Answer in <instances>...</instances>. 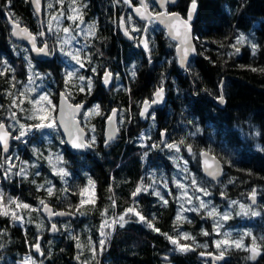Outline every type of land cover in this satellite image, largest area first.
I'll return each mask as SVG.
<instances>
[{
  "label": "trees",
  "instance_id": "obj_1",
  "mask_svg": "<svg viewBox=\"0 0 264 264\" xmlns=\"http://www.w3.org/2000/svg\"><path fill=\"white\" fill-rule=\"evenodd\" d=\"M196 2L198 54L182 70L177 44L166 30L154 20L147 24L134 18L139 0H45L42 26L30 0H0V125L5 123L14 136L21 134L20 124L28 128L25 143L12 144L13 168H0V175L9 196L29 206L20 220L0 214V264H22L27 257H34V264H208L198 253L218 251L230 254L233 262L247 256L244 250L253 238L264 250V0ZM147 4L158 13L155 0ZM191 4L180 0L169 9L186 17ZM8 17L27 27L39 44L44 33L51 57L33 60L28 46L13 39ZM122 17L133 41L121 32ZM244 33L251 38L238 43ZM144 35L148 53L140 45ZM77 55L79 62L73 58ZM29 65L39 75L35 81ZM107 69L120 79L109 91L102 86ZM86 79L91 89L85 88ZM221 86L223 108L217 104ZM161 88L166 99L146 138L127 124L139 119L142 105ZM40 89L55 104L59 91L75 104L87 101L91 115L82 125L94 150L75 156L57 125L34 127L41 124L32 116ZM116 108L128 132L106 148L105 120ZM204 151L224 164L218 182L203 174ZM88 183L95 186L93 202L84 201ZM138 187L140 193L133 196ZM254 190L258 204L253 207ZM46 203L76 215L58 223V236L49 235L40 213ZM129 208L145 220L127 213ZM124 213L122 224L112 225ZM225 239L229 245L218 248L216 242ZM235 241L244 247L236 248ZM260 261L264 264V255Z\"/></svg>",
  "mask_w": 264,
  "mask_h": 264
},
{
  "label": "water",
  "instance_id": "obj_2",
  "mask_svg": "<svg viewBox=\"0 0 264 264\" xmlns=\"http://www.w3.org/2000/svg\"><path fill=\"white\" fill-rule=\"evenodd\" d=\"M180 0H165L162 4V0H155L156 7L158 9V13H154L150 10L147 4V0H139V4L136 5L133 10L134 18L139 22H144L149 24L153 20L163 27L169 39L174 41L177 44L176 53L179 61V66L182 70H186L189 62L192 58L196 57L197 46H196V36L194 32V22L196 20L198 4L196 2V9L193 13L192 20L189 22L190 30L188 32L187 38L185 37V28L180 21H186L188 13L186 17L182 16L177 11H170V7H175ZM31 7L39 19L40 24H43V14L45 8V0H30ZM192 5V4H191ZM146 6V7H145ZM191 9V6L189 10ZM139 10V11H138ZM188 10V12H189ZM172 14H176L175 16ZM179 17V19L176 18ZM8 22L12 28V37L16 42H20L28 46L31 57L33 60L37 62H41L43 60H47L51 57L50 47L48 42H44L42 46L38 44V38L34 35L27 27L14 22L10 17H8ZM121 32L123 36L128 40L132 41V35L127 30V25L124 17L121 19ZM127 33V34H126ZM42 39L45 40V34L42 33ZM145 43L147 44L146 36L144 35L141 40V48L148 53V44L147 48H145ZM46 46V47H45ZM45 48V52H38L36 49ZM187 49V51H185ZM109 73V71L107 72ZM111 76L108 77V81ZM106 77H104V80ZM106 87H110V83L105 84ZM221 86V95L224 98V94ZM158 91V90H157ZM156 91V92H157ZM166 99V90L163 89L162 99L157 103H153L152 101L156 100V96L154 94L152 101L148 102L147 112L144 115H141L143 119H146L150 114L152 109H160ZM217 104L220 108H223L225 105L224 102L221 103L220 100H217ZM87 102H82L79 104L73 103L68 96L64 92L59 94L58 105H57V113H56V123L59 127V130L64 139V143L69 152L75 156L86 155L90 148V144L88 142V132L83 127L81 122V116L85 109L87 108ZM145 110V103L142 105L141 113ZM0 127V136H4L7 139V151H5V144L3 140H0V149L3 157H7L12 152V140L13 134L9 131L8 126L3 123ZM120 128L118 122V109H114L113 112L106 118L105 120V129H104V146L106 148L112 146L120 137ZM82 145L80 147H76L74 145ZM201 162H202V170L204 176L212 182L220 181L224 174L225 168L222 161L215 156L214 154L204 151L201 153ZM210 166V167H209ZM215 172V175H210V173ZM254 193V196H253ZM253 193L249 196V202L251 206H256L258 204V194L257 191L254 190ZM221 201L226 202V197L222 195L220 197ZM47 206V207H45ZM41 215L45 218L46 222L49 225V235L50 236H58L60 234V229L58 227V222H63L66 220H75L76 215L73 212H68L65 210H56V208L51 204H44L40 210ZM59 213H63V215H59ZM56 226V230H53L52 226ZM37 246V245H36ZM34 247L36 254L42 255L40 245L39 251H37V247ZM255 249V251H253ZM250 252L255 256L254 261L258 260L263 252L254 247H250ZM220 255L213 252H200L198 253V258L205 261H211L213 264L222 263L227 255H223V257L217 259ZM169 260V258H165Z\"/></svg>",
  "mask_w": 264,
  "mask_h": 264
},
{
  "label": "rangeland",
  "instance_id": "obj_3",
  "mask_svg": "<svg viewBox=\"0 0 264 264\" xmlns=\"http://www.w3.org/2000/svg\"><path fill=\"white\" fill-rule=\"evenodd\" d=\"M243 37L245 38L244 40H246V39H250L251 35L244 33ZM50 54H51V52H50ZM29 67H30V73H29L30 80L31 81H35V79L38 78L39 75H36L35 70L31 69L32 65H29ZM104 76H105V73H104ZM111 77H112V75H111ZM40 78H41L40 79V84L44 85V79L43 78H45V75H43V73L42 74L40 73ZM112 82H113V80H112V78H110V80H109L110 86L112 85ZM88 85L90 87L92 86V81L89 80V79H88ZM41 97H46V99H41ZM37 101H39V103H38V112L35 115H32V116L34 118L38 117V116H43L44 120L43 121L40 120V122L43 123V124L51 123L53 126L57 125V123H56V113H55V110L57 109V106L54 103L53 99L51 98V95L49 94V92L46 89H40V92L37 95ZM90 115H91L90 109H87V110H85L83 112V114L81 116V119L84 120V121L85 120L88 121V119L90 118L89 117ZM12 124H13V122H12ZM21 126H23V127H21ZM57 127H58V125H57ZM42 128L47 129V128H50V127H42ZM27 129L28 128L25 125L20 124L21 133L23 132L24 135L17 134L15 136L9 130L14 136L13 140H12V144H13L14 141H17L20 144L25 143L24 141L26 139H25V132L24 131H26ZM16 137H19V139H17ZM91 139H94V138L91 137ZM12 153L13 152H11V154L9 156H7V157H3L2 153H1V149H0V157L3 159L2 161H0V168L2 169V171L11 170L13 168L14 165H12V164H13L14 159H13V154ZM58 161L60 163H62V159H60V160L58 159L57 162ZM3 176H4V174L2 173L0 175V206H2V209L4 211H7L9 213L8 216L13 218V213H15L17 217H21L24 209H27L29 207H27V208L23 207V205H25V204L20 203L18 200L13 199V198H11L9 196L7 190L4 188V186H2V177ZM160 183H162V182H160ZM166 185H167L166 183H162V185H160V186L166 187ZM167 188H168V185H167ZM83 197H84V201L85 202H93L95 200V186H94V184L88 183V185L85 187V189L83 191ZM135 212H137V210ZM125 215H126L125 213L122 214V215H117L116 218L114 219V221L112 222V225H113V223L115 225L122 224V221L120 220V217L121 216L124 217ZM14 220H20V219H14ZM180 248H181V246L179 247V249ZM25 261H28V264H34L35 258L34 257H27V258H25V260H24V262L22 264H25Z\"/></svg>",
  "mask_w": 264,
  "mask_h": 264
},
{
  "label": "snow or ice",
  "instance_id": "obj_4",
  "mask_svg": "<svg viewBox=\"0 0 264 264\" xmlns=\"http://www.w3.org/2000/svg\"><path fill=\"white\" fill-rule=\"evenodd\" d=\"M125 2H128V0H125ZM163 2H165V0H162V4H163ZM146 7V6H145ZM195 9H196V0H192V5H191V9L189 10V12H188V16H187V20L186 21H180L182 24H183V26H184V28H185V37L187 38V35H188V32H189V30H190V25H189V22L192 20V16H193V13L195 12ZM139 11V10H138ZM172 15H176V14H172ZM176 18L177 19H179V17L178 16H176ZM69 19H74V17H69ZM64 31L65 32H68L69 31V29H64ZM127 34V33H126ZM42 35V34H41ZM245 38L243 37V36H241L240 38H239V40H238V43L239 42H242L243 40H244ZM46 47V46H45ZM255 47H256V45H253V48L255 49ZM145 48H147V44L145 43ZM38 52H45V48H39V49H36ZM185 51H187V49L185 50ZM74 59H76L77 60V62H79V57H78V55L77 56H74L73 57ZM82 66V65H81ZM254 71H255V69H253ZM135 73H133V75H134ZM111 76V73H105V77H106V79L104 80V83L105 84H107L109 81H108V77H110ZM83 79V78H82ZM162 94H163V89L161 88V89H159L156 93H155V96H156V100H154V101H152L153 103H157V102H159V100L160 99H162ZM41 99H46V97H41ZM219 100H220V102L221 103H223L224 102V98H223V96H220L219 97ZM35 103H39V101H36ZM50 103V102H49ZM148 102L147 101H145V110H144V112H142L141 113V115H144L145 114V112H147V108H148ZM37 119H40L41 121H43L44 120V117L43 116H38V117H36ZM53 125L51 124V123H49V124H43V123H41V124H37V125H34V127H37V128H41V127H52ZM0 127H2V125H0ZM21 127H23V126H21ZM21 135H24V133L22 132L21 133ZM17 139H19V137H16ZM0 140H3V142H4V144H5V151H7V139L4 137V136H0ZM181 143H183V141H181ZM74 146H76V147H80V146H82V145H79V144H77V145H74ZM168 148H175L177 151H179V147L177 146V145H175V144H168V145H166ZM188 150L189 151H191V147L189 146L188 147ZM210 167V166H209ZM61 174L62 175H66V173H64L63 172V170L61 169ZM216 173L215 172H213V173H210V175H215ZM193 183H195V181H193ZM200 191H204L203 189H199ZM49 191V194L51 195V189H49L48 190ZM140 191H141V188H137L136 189V191L133 193V196H135V195H137L138 193H140ZM207 194V193H206ZM253 196H254V193H253ZM41 203H43V202H41ZM84 203V201H81V204H83ZM165 203H167V201H165ZM19 206V205H18ZM23 207H25V208H27V207H29L28 205H23ZM45 207H47V206H45ZM201 207H204V204H203V202H201ZM127 213H134L135 215H137V216H139L140 217V220H145V217H143V216H141L138 212H135V210L133 209V208H129L128 210H127ZM126 213V214H127ZM0 214H3V215H8L9 213L7 212V211H4L3 209H2V206H0ZM215 214V211L213 210L212 212H210L209 213V215H214ZM59 215H63V213H59ZM13 218L14 219H22V218H20V217H17L16 216V214L15 213H13ZM224 219H227L228 217H227V215H225L224 217H223ZM178 219H179V217H178ZM120 220L121 221H123L124 220V217L123 216H121L120 217ZM121 226H123V225H121ZM149 226L151 227L152 225L151 224H149ZM52 228H53V230H56V226L55 225H53L52 226ZM154 230H156V231H159V229H154ZM206 235H207V233H205ZM226 236H227V234H225ZM169 239H172L171 237H168ZM185 238L187 239L188 237H187V235L185 234ZM103 243H104V241H101V245H103ZM173 243H176V241H173ZM229 240H227V239H225V240H223V241H217L216 242V246L219 248L222 244H224V245H229ZM232 244H234L235 245V247L236 248H241V247H244L243 245H242V243L241 242H239V241H235V242H231ZM253 244H255V238H253ZM37 247V251H39V246L37 245L36 246ZM180 250L181 251H187V250H189V248H188V246H181V248H180ZM247 250V249H246ZM253 251H255V249H253ZM223 255H224V253L223 252H221L220 253V257H217V259H219V258H221V257H223ZM253 259H255V256L253 255V257H252ZM25 264H28V261H25Z\"/></svg>",
  "mask_w": 264,
  "mask_h": 264
},
{
  "label": "flooded vegetation",
  "instance_id": "obj_5",
  "mask_svg": "<svg viewBox=\"0 0 264 264\" xmlns=\"http://www.w3.org/2000/svg\"><path fill=\"white\" fill-rule=\"evenodd\" d=\"M133 38V37H132ZM46 40H43L42 39V43L41 44H39V46H42L43 45V43L45 42ZM132 41H133V39H132ZM44 61V60H43ZM43 61H41V62H43ZM110 72L111 73V75H112V80H113V82H112V85L110 86V87H106V85H105V83H104V74H103V77H102V86L104 87V89L106 90V91H109V90H111L113 87H115L117 84H119V74H117V73H114V72H111L110 70H106L105 71V73H107V72ZM84 86H85V88H90L91 89V87L88 85V79H86V81H85V83H84ZM61 92H63V91H59V94L61 93ZM58 98H59V95H58ZM153 100V99H152ZM83 102H87V101H83ZM82 103V102H81ZM79 104V103H78ZM88 104V103H87ZM58 105V102H57V104H56V106ZM88 108V107H87ZM86 108V109H87ZM85 109V110H86ZM117 109V108H116ZM156 109H152L151 110V112H150V114L148 115V117L146 118V119H143L142 117H141V113L138 115L139 116V119H137V120H134L133 119V117H132V119L131 120H129V122H128V126H135V127H137L139 130H140V134H142L144 137H146V138H148L147 137V134L149 133V131H151V127L154 125V124H157L158 123V120H157V117H158V115L156 114ZM113 112V111H112ZM111 112V113H112ZM110 113V114H111ZM81 121H82V119H81ZM118 122H119V128H120V137L118 138V139H122L123 137H125V133H127L128 132V129H127V127H125L126 126V124H125V122L124 121H122L121 119H120V117H119V110H118ZM165 138H166V132L165 131H162L161 133H160V141L164 144V142H165ZM90 144V143H89ZM155 145V143H149L148 145H147V147H150V146H154ZM89 149H95V147L94 146H92L91 144H90V148ZM142 152V150H139L138 151V153H141ZM160 185H162V183H159ZM161 188H163V189H166V187H164V186H161ZM136 217H138V218H140L139 216H137L136 215ZM251 246H254V247H256V248H258V249H260L262 252H263V255H264V250L262 249V248H259V247H257V246H255L254 244H249V245H247L246 246V249L244 250V254L245 255H247V256H245V257H235L234 259H233V262H229L230 261V259L232 258L231 257V255L230 254H228V253H225V251H218V255H220V253L221 252H223L225 255H227V258L222 262V263H216V264H260V259L262 258V256L258 259V260H256V261H254L253 259H252V254H251V252H250V247ZM165 258H169L168 256H164V257H162L161 259L163 260V261H165V262H168V260H166ZM170 259V258H169ZM208 264H213L211 261H208Z\"/></svg>",
  "mask_w": 264,
  "mask_h": 264
}]
</instances>
